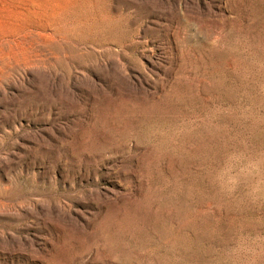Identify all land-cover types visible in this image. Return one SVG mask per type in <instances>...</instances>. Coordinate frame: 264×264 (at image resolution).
I'll return each instance as SVG.
<instances>
[{
    "label": "rangeland",
    "instance_id": "374dc122",
    "mask_svg": "<svg viewBox=\"0 0 264 264\" xmlns=\"http://www.w3.org/2000/svg\"><path fill=\"white\" fill-rule=\"evenodd\" d=\"M177 2L0 0V264H264V0Z\"/></svg>",
    "mask_w": 264,
    "mask_h": 264
},
{
    "label": "bare ground",
    "instance_id": "6f19581e",
    "mask_svg": "<svg viewBox=\"0 0 264 264\" xmlns=\"http://www.w3.org/2000/svg\"><path fill=\"white\" fill-rule=\"evenodd\" d=\"M160 1H164V0H160ZM184 2H185V0H178V7L179 8H181L182 6H183V4H184ZM135 6V5H134ZM184 7V6H183ZM149 13V12H148ZM152 15V14H151ZM147 16V15H146ZM163 16V15H162ZM161 15H159V14H154V16H153V23H155V24H157V23H159V21H160V19H161V17H162ZM145 19V18H144ZM146 21V20H145ZM135 22V21H134ZM142 22V21H141ZM165 22H166V19H165ZM143 23V22H142ZM138 24V23H137ZM139 25V24H138ZM137 27V26H136ZM140 27V26H139ZM143 27V26H142ZM143 29V28H142ZM139 30V29H138ZM137 30V31H138ZM149 30V29H148ZM140 31V30H139ZM144 31V30H143ZM138 33V32H137ZM145 35V34H144ZM152 37V36H151ZM135 39H137V38H135ZM156 40V39H155ZM142 43V42H141ZM97 44V43H96ZM95 44V45H96ZM139 44V43H138ZM146 45V44H145ZM99 46L101 47V46H103V45H100L99 44ZM96 48H98V47H96ZM95 48V49H96ZM102 48V47H101ZM108 48H111V47H108ZM152 48V47H151ZM100 49V48H99ZM158 49V48H157ZM94 50V49H93ZM108 50H110V49H108ZM106 51V50H105ZM148 51V50H147ZM97 52V51H96ZM101 52V51H100ZM103 52V51H102ZM143 52V51H142ZM106 53V52H105ZM143 55V54H142ZM99 56V55H98ZM105 56V55H104ZM110 56V55H109ZM108 56V57H109ZM144 56V55H143ZM107 57V56H106ZM102 58V57H101ZM120 58V57H119ZM145 58L148 60V57L147 56H145ZM101 62V61H100ZM149 62H150V60H149ZM112 63H113V59L112 58H109L108 60H106V61H103L102 62V65L104 66V67H108V65H112ZM125 64H127V63H125ZM121 66V65H120ZM123 66V65H122ZM154 66V65H153ZM1 67H3V66H1ZM68 67V66H67ZM73 67V66H72ZM151 67H152V64H151ZM11 68V67H10ZM126 68V67H125ZM131 68H133V67H131ZM91 69L93 70V67L91 66ZM145 70V69H144ZM122 71V70H121ZM129 71V70H128ZM139 71V70H138ZM146 71V70H145ZM67 73H69V71H66L65 70V72H64V74H62V75H60V73L59 74H54V75H52V77L50 78L49 77V79L53 82V83H62V79H64V80H66L67 82H65V85H68V83L71 81V77H70V74H67ZM94 73L96 74V72L94 71ZM129 73V72H128ZM133 73V72H132ZM49 74V73H48ZM141 74V73H140ZM128 75V74H127ZM126 76V75H125ZM131 77V76H130ZM138 84L139 85H143L144 83H146V80L144 79V78H140L138 81ZM55 85V84H54ZM57 87H55L54 88V90H56V93H58L57 92ZM60 91H63V92H68V93H72L71 92V90H70V88L68 87V86H64V88L63 89H60ZM73 94V93H72ZM54 110V109H53ZM57 111V110H56ZM77 111V110H76ZM56 115L58 114L57 112L55 113ZM49 116V115H48ZM50 117V116H49ZM24 203V202H23ZM21 204L22 203H20L19 205H17L16 204V207H21ZM41 209V208H40ZM0 218H2V215L0 216ZM17 219H18V217H16ZM6 219H10V221H12L13 219L11 218V216L10 217H7Z\"/></svg>",
    "mask_w": 264,
    "mask_h": 264
}]
</instances>
